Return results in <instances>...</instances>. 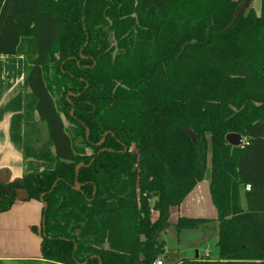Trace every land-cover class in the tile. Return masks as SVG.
Instances as JSON below:
<instances>
[{
  "label": "trees",
  "instance_id": "obj_1",
  "mask_svg": "<svg viewBox=\"0 0 264 264\" xmlns=\"http://www.w3.org/2000/svg\"><path fill=\"white\" fill-rule=\"evenodd\" d=\"M241 2L0 0V57L23 70L0 212L17 190L45 204L41 259L9 262L153 264L169 207L207 180L216 219L173 228L216 229L218 257L169 264H264V0L233 21Z\"/></svg>",
  "mask_w": 264,
  "mask_h": 264
},
{
  "label": "crops",
  "instance_id": "obj_2",
  "mask_svg": "<svg viewBox=\"0 0 264 264\" xmlns=\"http://www.w3.org/2000/svg\"><path fill=\"white\" fill-rule=\"evenodd\" d=\"M22 79V58L0 57V184L18 182L22 178ZM206 190L208 193L207 180L197 182L176 205H171L168 226L171 224L172 217H174L172 224H175L179 217L216 219V210L210 202L209 194L206 196L207 201L203 197V192L205 194ZM16 194L18 195L15 199L18 202L15 206L17 208L31 201L27 199L23 190H17ZM5 215L0 214V227L5 223L4 219L7 217ZM213 233L217 236L216 229ZM164 254L165 250L162 258H165ZM208 254L205 253L204 256L208 257ZM27 256H2L0 262L30 260L26 258ZM33 258L41 259L40 256ZM181 259L183 258L180 256V259L177 258L176 261Z\"/></svg>",
  "mask_w": 264,
  "mask_h": 264
},
{
  "label": "rangeland",
  "instance_id": "obj_3",
  "mask_svg": "<svg viewBox=\"0 0 264 264\" xmlns=\"http://www.w3.org/2000/svg\"><path fill=\"white\" fill-rule=\"evenodd\" d=\"M250 7L255 15H260L261 0H250ZM209 159L210 156L207 154V160ZM206 193L207 190L205 194L203 192L205 198L208 196ZM17 197L18 195L15 194V199ZM16 204L18 202L15 200L7 211L0 212L1 215L9 214L5 215L7 216L4 219L5 223L0 227V257L28 255L27 259L35 260L36 258L33 257L40 256L41 203L31 200L25 202L26 205L21 203L19 208L15 207ZM173 221L174 217L171 219V224L161 233V238L165 241V258L160 255L157 259L162 260L163 264H168L176 261L177 258L180 259V256L183 259H193L195 252L199 257L209 253L208 259H217L215 246L217 236L213 233V229L207 232L183 230L177 234L173 228ZM0 264H14V262H0Z\"/></svg>",
  "mask_w": 264,
  "mask_h": 264
},
{
  "label": "water",
  "instance_id": "obj_4",
  "mask_svg": "<svg viewBox=\"0 0 264 264\" xmlns=\"http://www.w3.org/2000/svg\"><path fill=\"white\" fill-rule=\"evenodd\" d=\"M250 0H242L241 4L236 8L235 13H234V17H233V21H235L240 15L241 13L244 11V9L246 8V6L248 5ZM225 142L230 145V146H240L242 144V138L239 134L236 133H229L225 136ZM80 167V165H77L75 170L77 172V169ZM40 203L42 204V206H45V204H43L41 201ZM43 221V219H42ZM44 230V228H42ZM198 254L197 252H195V258H197Z\"/></svg>",
  "mask_w": 264,
  "mask_h": 264
},
{
  "label": "built area",
  "instance_id": "obj_5",
  "mask_svg": "<svg viewBox=\"0 0 264 264\" xmlns=\"http://www.w3.org/2000/svg\"><path fill=\"white\" fill-rule=\"evenodd\" d=\"M245 190H246V191L249 190V186H248V185L245 186ZM153 264H163V262H162V260L157 259V260H155V261L153 262Z\"/></svg>",
  "mask_w": 264,
  "mask_h": 264
}]
</instances>
